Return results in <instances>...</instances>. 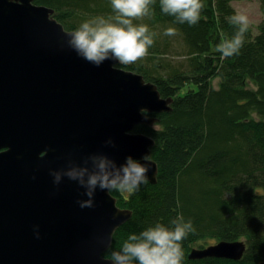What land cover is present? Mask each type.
I'll return each mask as SVG.
<instances>
[{
  "label": "water",
  "instance_id": "obj_1",
  "mask_svg": "<svg viewBox=\"0 0 264 264\" xmlns=\"http://www.w3.org/2000/svg\"><path fill=\"white\" fill-rule=\"evenodd\" d=\"M35 1L0 0V264H111L105 253L132 211L99 188L81 208L86 189L52 173L130 156L157 184V163L142 159L155 141L134 131L153 127L174 99L114 60L97 67L80 57L72 31ZM245 252L243 241H222L189 258L239 261Z\"/></svg>",
  "mask_w": 264,
  "mask_h": 264
},
{
  "label": "trees",
  "instance_id": "obj_2",
  "mask_svg": "<svg viewBox=\"0 0 264 264\" xmlns=\"http://www.w3.org/2000/svg\"><path fill=\"white\" fill-rule=\"evenodd\" d=\"M233 1L239 0H201V19L190 26L175 23L154 0L151 14L134 21L156 33L153 46L134 64L116 66L144 76L174 101L170 113L152 115L159 129L135 128L155 141L150 158L158 165V181L128 194L111 191L118 206L133 215L116 231L105 257L120 250L130 234L157 223L171 227L183 217L195 231L182 242V264H264V20L257 35L248 28L239 54L224 57L217 46L237 31L227 19L237 13ZM259 1L264 12V0ZM35 4L53 9L67 31L115 15L111 0ZM169 27L175 36L163 34ZM208 238L244 240L247 249L239 261L191 260L194 244Z\"/></svg>",
  "mask_w": 264,
  "mask_h": 264
},
{
  "label": "clouds",
  "instance_id": "obj_3",
  "mask_svg": "<svg viewBox=\"0 0 264 264\" xmlns=\"http://www.w3.org/2000/svg\"><path fill=\"white\" fill-rule=\"evenodd\" d=\"M154 0H111L114 16L96 17L83 22L76 30L68 33L69 46L83 59L99 67L106 60H114L121 65L134 64L148 55L153 46L156 33L151 32L146 24L134 21L151 14ZM161 11L174 17L175 23L196 25L201 19L203 4L201 0H160ZM237 26V31L230 38L217 46V51L224 57L237 55L244 44L245 33L249 28V18L244 13H236L227 18ZM165 36H175L176 29H165ZM145 162L150 156L142 157ZM93 169L72 167L59 173L53 172L55 183L62 175L78 181L86 189L88 200L80 202L81 208L93 206V197L97 188L107 191L132 192L147 182V163L141 164L132 157H127L124 164L103 156L91 157ZM171 227L157 223L138 235L130 234L118 251L111 253V264H182V242L188 234L195 231L191 220L177 217L171 221Z\"/></svg>",
  "mask_w": 264,
  "mask_h": 264
},
{
  "label": "rangeland",
  "instance_id": "obj_4",
  "mask_svg": "<svg viewBox=\"0 0 264 264\" xmlns=\"http://www.w3.org/2000/svg\"><path fill=\"white\" fill-rule=\"evenodd\" d=\"M233 8L236 10L237 13H244L248 16L250 24L249 27L252 28L253 34L257 35L259 33V26L261 22L264 20V12L261 8V3L259 0H239V1H233L232 2ZM176 59V58H175ZM180 57H178L174 61H180ZM215 86L218 87L219 82L216 80L214 82ZM155 117V116H154ZM158 123V122H157ZM157 123L153 126L155 129H159V126ZM125 194H128L129 192L122 191ZM244 242V240H242ZM239 241V242H242ZM215 240L212 238H208L205 241H199L194 244L195 248L199 249V246L207 247L211 244H214ZM247 249V247H246ZM264 263V262H263Z\"/></svg>",
  "mask_w": 264,
  "mask_h": 264
},
{
  "label": "bare ground",
  "instance_id": "obj_5",
  "mask_svg": "<svg viewBox=\"0 0 264 264\" xmlns=\"http://www.w3.org/2000/svg\"><path fill=\"white\" fill-rule=\"evenodd\" d=\"M218 243H219V242H218ZM218 243H214V244H211V245H209V246H213V245H216V244H218ZM209 246H207V247H209ZM207 247H205V248H207ZM205 248H204V249H205Z\"/></svg>",
  "mask_w": 264,
  "mask_h": 264
}]
</instances>
